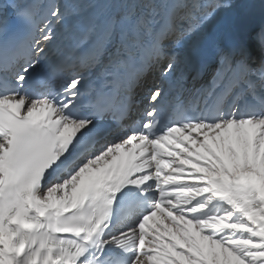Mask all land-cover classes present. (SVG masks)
Listing matches in <instances>:
<instances>
[{
    "label": "snow or ice",
    "instance_id": "snow-or-ice-1",
    "mask_svg": "<svg viewBox=\"0 0 264 264\" xmlns=\"http://www.w3.org/2000/svg\"><path fill=\"white\" fill-rule=\"evenodd\" d=\"M224 2L69 0L63 11L57 5L50 12L51 19L45 17L47 25L37 32L41 6L36 0H0V69L4 70L0 77V162L5 173L14 176L48 142L63 137L76 120L87 119L77 115L80 110L103 111L114 106V86L129 67L149 58L175 57L174 50L199 33ZM66 20L70 48L88 66L103 63L104 88L113 89L102 88L87 103L79 73L48 88L45 80L56 69L38 71L47 58L53 24ZM22 55L24 62L15 64L9 75L10 63ZM175 67L170 60L162 66L161 75L169 76ZM217 68L206 86L207 95L219 101L233 93L239 99L240 92H246V110L233 111V104L222 115L202 117L205 123L193 129L199 131L200 139L188 137L186 151L193 166L212 173L235 191L240 219L202 227L206 221L187 212L173 223L165 222L146 245L152 261L159 264H264V65L252 69L221 56ZM156 91L158 99L162 89ZM86 130L79 128L76 137Z\"/></svg>",
    "mask_w": 264,
    "mask_h": 264
},
{
    "label": "bare ground",
    "instance_id": "bare-ground-1",
    "mask_svg": "<svg viewBox=\"0 0 264 264\" xmlns=\"http://www.w3.org/2000/svg\"><path fill=\"white\" fill-rule=\"evenodd\" d=\"M68 2L69 0H48L46 6L41 5V7L38 8L39 12L42 10L45 11V26L48 23L45 17L47 16L51 19V7L57 4L60 6V10L63 11L64 6ZM217 19L226 20L229 26L235 28L236 38L231 40L222 38L218 42L220 45L228 44V48L233 50L235 48V41L237 40L238 43H240L248 30L259 31L264 36V27L262 26V21L264 19V0H225L209 23L202 28L199 33L191 37V39H199L204 43V50L197 58L200 65H202L203 61L206 62L208 58L215 53V49L211 47L212 40L208 37V35H210L208 28L210 24ZM66 24L67 20L65 24L56 25V27H54L53 24L51 30L52 40L48 44L46 50H50L57 41L62 40L63 44V42L68 39L69 33ZM258 45L262 46L264 42L258 43ZM57 55L58 51H55L52 55V59ZM48 63L49 61L46 59L43 60L41 69H38V71L46 70ZM157 64L158 61L152 63V67L147 73L148 76L143 80V86L138 90L140 95L145 96L147 94L143 92V87L153 81V74L157 72ZM86 70L87 69L81 71V83L85 82ZM158 73L157 79L159 81L155 85L156 90L159 88L160 82L164 78V76L161 75V71L160 74ZM148 103L150 105L152 104V102ZM76 125L79 127H76ZM85 126L87 125L74 124L68 131L77 132L79 128H85ZM194 133L197 140L200 139L199 131ZM132 139L135 141L137 140L140 145L145 142L141 139L139 133L126 134L124 137L118 139H116V137L112 138L109 143H104L100 145L99 148H96L92 156L83 157L80 160L79 169L75 170L68 178L57 183H46L45 189L36 190L34 194L36 202L58 203L65 207H70L72 205L71 191L75 185V183L71 181L74 180V182L78 183L81 175L90 170L97 169L101 171L105 165L104 160L108 158L109 154L119 145H125ZM145 147L142 146L140 151L143 152ZM189 147L187 143L186 147L173 153L172 161L167 164L162 160L150 158L148 154L144 157V169L147 171L146 180H151L153 176L159 174L162 177V187L177 186V188L164 193L163 195L172 194V196L163 201L160 200L161 193L155 195L153 202L159 201V203L163 205L165 212H156L155 216L152 218L139 219L134 217L128 223L112 232L108 238L111 246L116 251L122 252L123 250H129L131 264H141V262H143V264H159V262L152 261L146 245L152 242L154 238L153 233L158 232L160 226H163L165 222L173 223L176 218H182L187 212H192L197 219L206 221L205 224L201 225L202 227H219L222 222H227L228 219H233L234 221L240 219L228 208L215 205L214 202L216 199L210 185L216 183L217 180L212 173L201 170L198 166H193L190 153L186 151ZM71 155V153L68 154L66 158ZM142 162L143 160H140L137 162V165ZM169 164H172L171 168H168ZM140 223L144 226L146 232L144 235L138 230L137 226ZM11 239L12 236L9 234H0V264H5L4 256ZM139 239L143 240V245L140 248L136 247ZM137 257H139V259H137ZM51 264L58 263L53 262Z\"/></svg>",
    "mask_w": 264,
    "mask_h": 264
},
{
    "label": "rangeland",
    "instance_id": "rangeland-1",
    "mask_svg": "<svg viewBox=\"0 0 264 264\" xmlns=\"http://www.w3.org/2000/svg\"><path fill=\"white\" fill-rule=\"evenodd\" d=\"M54 10H55V7H54ZM157 74H155L154 75V79H153V81L152 82H149L150 84H152V86H151V88L150 89H153V90H155V85L157 84V81H159L158 79H157V76H156ZM149 83H148V85H149Z\"/></svg>",
    "mask_w": 264,
    "mask_h": 264
}]
</instances>
